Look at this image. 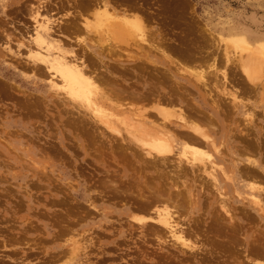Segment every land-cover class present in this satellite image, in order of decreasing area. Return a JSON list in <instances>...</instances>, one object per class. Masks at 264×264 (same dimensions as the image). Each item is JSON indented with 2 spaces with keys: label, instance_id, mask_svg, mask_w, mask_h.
I'll return each mask as SVG.
<instances>
[{
  "label": "rangeland",
  "instance_id": "rangeland-1",
  "mask_svg": "<svg viewBox=\"0 0 264 264\" xmlns=\"http://www.w3.org/2000/svg\"><path fill=\"white\" fill-rule=\"evenodd\" d=\"M37 6L44 17L55 19L49 21L46 40L67 58L84 62L86 76L106 93L118 91L116 87L144 92L150 73L158 69L166 76L164 90L185 92L188 104L191 101L199 108V93L184 76L193 82L186 71L207 69L213 60L218 72L225 71L228 77L226 87L237 88L243 107L235 112L226 103L222 106L227 110L223 126L231 133L233 148L229 139L214 137L220 159H214L211 170L220 190L190 171L181 177L185 186H192L191 198L184 199L175 219L194 250L174 242L165 228L151 222L138 224L131 216L138 213L132 210V200L113 190L125 187L128 176H141L142 182L154 173L147 155L131 141L120 120L134 117L135 124L141 120L154 126L161 119L153 113L138 117L130 104L122 105L123 99L108 96L98 107L115 121L122 132L119 138L103 126L86 101L62 92L46 64L31 56L36 49L32 39ZM138 6L143 22L139 29L131 23ZM236 37L251 46L264 43V0H0V264H264V53L257 58L254 88L238 68L247 54L232 43ZM152 43L186 70L185 75L168 58L153 52ZM184 46L193 50L198 61L180 56ZM213 82L208 87L216 97ZM205 98L209 105L211 100ZM149 102L132 106L141 104L150 111ZM119 104L126 108L120 109ZM256 128L261 132L256 133ZM247 131L256 133L251 132V138L260 136L258 153L244 154L260 161L261 168L251 165L258 181L239 175L248 166L246 160L238 162V171L234 165L245 158L236 154L241 151L239 135L244 138ZM177 144L175 149L180 150ZM125 146L129 147L122 161L115 156L124 153L120 149ZM253 186L260 190L254 192ZM251 194L260 206L252 202ZM219 196L227 202L231 220L221 211Z\"/></svg>",
  "mask_w": 264,
  "mask_h": 264
},
{
  "label": "bare ground",
  "instance_id": "bare-ground-1",
  "mask_svg": "<svg viewBox=\"0 0 264 264\" xmlns=\"http://www.w3.org/2000/svg\"><path fill=\"white\" fill-rule=\"evenodd\" d=\"M39 9L40 8H38V6H37V10L35 9L33 11V14H34L33 21L35 20L36 25L34 28L35 29V33H34L35 35L33 36L32 40L34 42V45L36 46V49L34 50V52L31 53V56L34 58L35 61H40V62H43L46 64V66L48 67V70L49 69L51 70L52 76H55L56 78H58L60 84L59 85L57 84L56 86H58V88L60 90H62V92H64L66 95H68L72 98H79V99H82L83 101H86V104L91 108L93 114L103 124V126L108 131L118 135L119 138H120V136H122V132L119 128H117L114 125L115 121L111 118H108L107 116H103L101 114L102 110L100 109V107H98L99 106L98 103H100V101L103 102L104 99H108L109 98L108 96H113L117 99L118 98L123 99L125 101V103H123L122 105H125V104L129 105L130 104L129 106H131V108H134L131 111H133V113H135V115H137L138 117H142L143 114H146V113H151L150 115H152V113H153L155 116H157L158 118L161 119V122H159L158 125H156V123H154L155 125L153 126V125H148L146 121L142 122L141 120H140V122H142L143 124L140 123L139 121H136L137 123L135 124L134 123V121H135L134 117L124 118L122 116L124 119H121L119 123L122 125L123 129L125 130L128 137L131 139V141L133 143H135L136 147L139 148V150H143L142 153L144 152L143 153L144 156L147 155V157H146L148 160L147 162H149L148 164H151L154 173H152L153 175L149 176L150 177L149 181L147 179H143L142 182L139 181L140 179H142L141 176H128L127 179H129L130 182L127 185L125 184L126 185L125 187L120 188L119 186H115V188L113 190H115V193H118L119 195H123L124 197L130 198L132 200V202L134 203L133 204L131 202L132 210L134 209L138 213H137V215H131V216H132L133 220L136 221L138 224L145 225L148 222H151V223H154V225H156V226L158 225V227L165 228L167 230V232L169 233L168 235H170V237L173 239L174 242H176L177 244H180L183 247L190 248V250L191 249L194 250V247L191 246L192 244L189 243L186 236L182 233L183 231L178 227L179 223L175 219V217H177L176 212L179 211V209H182L184 207L183 202L185 200H190V198H191L189 195V190L192 186L191 187L185 186L187 183L185 184V181H182L181 177H185V175L190 174V173H188L190 171L192 173V175H194V176L197 175L196 177H199L200 179H203L205 177V178L211 180L212 185H213L212 187H214L215 189H219L218 177H216L214 175V173L212 172L213 170H211L212 168L214 169V165H212V164H215L214 159H220V158H217V155H216V154H218V156H219V152H218V146L215 143L216 141H215L214 137L219 136L220 138L224 137L223 139H225V140L229 139L230 141H228V142L231 145V147L233 148V145H232L233 143L231 140V133L228 129L224 128L222 115L225 116V114H227V113H225L227 111L225 108L226 105L227 106L229 105L230 108L233 109L235 112L239 108L243 107L242 105H240L242 103L241 102L242 100L238 99L237 88L232 87V85L230 86V88H227L228 86L226 87L225 84L228 83V77H227L225 71L218 72L217 68L215 67L216 64L213 62L215 60H213L212 63H210V65L207 66V69H203L204 67L203 68L199 67V69L197 68L198 70H196V71H188V70L186 71L180 65H178V63L175 62V60L170 59V57H168L160 47H158L157 45L152 43V44H150V47H151V49H153V52H155V51L159 52L163 56L168 58L167 61L169 63L171 62L172 64H174L175 68H177V71L180 74H182V73L184 74V72L186 71V72H188L189 77L191 76L190 78H193V82H195V84H192L193 83L192 80L188 79L186 77V75L184 74L185 75L184 78L186 79V82L188 83V85H190L193 89L198 91L199 94L198 93L197 94L200 97L199 99L202 101V103H200L201 106L198 108L196 105H191L192 104L191 101L189 102V103H191L189 105L187 102V99L189 98V96H188V94L187 95L184 94L185 92H180V91H177L175 89L164 90L162 85L164 86L166 76L165 77H164V75L161 76L158 73L159 72L158 69H155L153 71L151 70L152 73H150L151 78L149 79L148 89L144 92L141 90H134V89H132V90L130 89L131 90L130 92L129 91L126 92V91L122 90L121 88L116 87L115 89H117L118 91L110 90L109 93L107 92L108 93L107 94L106 92H104L105 90L103 91L102 89H99L98 87H96L94 85L93 79L86 76L85 69H87V67L85 69L83 68L84 66H82V64L84 62L82 60L81 61L83 63L79 64L78 60L75 59L76 57L75 58L74 57L73 58H67V55L64 51H62L57 46H55L54 44H52L48 40H46L45 37H46V34L48 33L47 30L49 29V21L52 19L50 17H44V15L42 13H40ZM136 9H137L136 15H134V17L132 18L133 22H131V23H133L132 26L137 27V29H139V26H141L143 23L141 15H140L142 8H141V6H138V7H136ZM181 15H182V13H181ZM180 17L182 18V16H180ZM183 17H184V15H183ZM186 20H187V18H186ZM52 21H55V19ZM117 23H120V22H117ZM55 25H57V24H55ZM66 26H68V25L66 24ZM142 41H144V40H142ZM234 41L237 43V45L239 44L238 46H240L243 51H246V54H247L246 55L247 57L244 56V58L242 56H240V57H242L243 61L240 58L241 59L240 67L238 66V68H239V70H241V73H243L247 83L253 87L254 86L256 87L255 80H256V77H257L256 75L258 72L256 70V67H258L257 66V61H258L257 58L260 54L264 53V47H262V46H264V43H257L256 45L254 44V46H251L250 44L245 42L243 38H240V37L234 38ZM174 46H175V44L171 45V48H173ZM193 47H195V46H193ZM173 50H176V49H173ZM181 51H182V53L181 54L179 53V54L185 60L191 58L194 61H198V56L197 55L194 56L193 50L191 51L190 47L184 46L183 48L180 49V52ZM202 55H200V56H202ZM259 60H262V58L259 57ZM81 61H80V63H81ZM201 61H202V59H201ZM147 63L155 66L156 68L159 66V65L156 66L155 63H151V62H147ZM164 63H165V61H164ZM190 69H193V68H190ZM245 69H248V73H246ZM164 74L167 75L166 72H164ZM249 74H251L252 79H249ZM96 75H98V74H96ZM219 75L221 77H219ZM167 77H168V75H167ZM102 78H104V77H102ZM145 78L147 79V76H145ZM232 78H233V76H232ZM211 79H215V81H216V82H213V85H214L213 89H215V91H216V95H217L216 97L214 96L215 95L213 92L214 90L212 91V89L210 87H208V82L211 81ZM101 80H104V79H101ZM52 84H54V83H52ZM201 90H204V92L202 93ZM239 92H240V89H239ZM241 92L239 94H241ZM242 95H243V92H242ZM205 97H207L208 99L211 100V103L209 105L207 104ZM226 99H229V101L226 102L225 101ZM126 101H127V103H126ZM139 101H141V102L142 101H145V102L146 101L147 102L152 101V104L149 107L152 110V112L150 109H149L150 111H146L145 107L142 106L141 104H139L141 107L140 106L139 107L138 106H134V107L132 106V105L136 104V102H139ZM104 102H105V100H104ZM117 103H119V102H117ZM149 103L148 104L146 103V105H149ZM225 103H226V105H225ZM143 104H145V103H143ZM122 105L119 104V106H121L120 109L122 108L124 110L126 107L123 108ZM177 105H179V106H177ZM224 105H225V107L223 108L222 106H224ZM115 106H117V105H115ZM115 106L113 109L118 107V106L117 107H115ZM128 108L129 107H127V109ZM203 108L206 109V112L203 111ZM120 109H119V111H120ZM208 113H210V114H208ZM150 115L147 114L146 117L149 118ZM124 116H126V115H124ZM144 117H145V115L143 116V118ZM150 118L152 119L153 117L151 116ZM171 118H174L175 120H173ZM246 119H247L246 121H248V123H247L248 126H251L250 129L253 130L254 124L252 123L251 117L248 116V117H246ZM151 124H153V123H151ZM166 127H168V128L166 129ZM261 130H262V128H260L258 130L256 128L255 132L260 133ZM227 131H228V133H227ZM241 131H243V130L241 129ZM251 132L255 133L254 131H251ZM251 132H248V131L245 132L243 134L244 138H242L239 135L240 140H238L237 143L241 144V146H240L241 151H240V153L239 152L237 153V150L235 148L233 150V153L234 154L237 153L236 155L239 154L240 156H245V158H243L241 160L238 159V161L236 160L237 159L236 158L235 159L236 163L234 165H235V169L237 170L238 167H236V166L239 164L238 162L242 161V163H243L244 160H246V162H247L246 165H248V166H246L245 169H244V167H245L244 166L243 167L244 170L242 171V173L240 171L239 172L240 174L239 173L238 174L239 175L242 174L246 178L254 179V180L258 181L259 178L256 179L257 175L254 172V170L252 169V166H254L253 168H255V167L261 168L260 167V164H261L260 161L253 159L254 158L253 155L255 154V152L258 153V150L261 148V144L259 143L260 142V139H259L260 136L258 138H251L250 137ZM239 134H241V133H239ZM123 141H124V139H123ZM234 141L236 142V140H234ZM177 142H178V144H177ZM176 144L179 145L180 150L175 149ZM125 147L126 148L120 149L121 150L120 153H122L123 150L125 149L124 153H122L119 156L118 155L115 156V157H119L118 159H120V160L122 159V161L126 160L125 159L126 155H127L126 149H128L129 146L128 147L125 146ZM116 150H117V147H116ZM137 150L135 152L136 154L139 152V151L137 152ZM210 150L214 152V155H212L210 153ZM139 153H141V152H139ZM245 153L246 154H253L252 155L253 158L251 156L244 155ZM133 154H134V152H133ZM136 154H134V155H136ZM132 157H134V156H132ZM135 157L137 158V156H135ZM224 158L225 157H223V159ZM132 161H133V159H132ZM217 162L219 164V161H217ZM117 163H118V161H117ZM130 163H131V161H130ZM132 163H134V161ZM229 170H231V169H229ZM237 171H235V172L237 173ZM214 172H215V170H214ZM233 172H234V170H233ZM196 177H195V179H196ZM138 181L141 183H138ZM187 181H189V180H187ZM205 181H207V180H205ZM226 181H228V180H226ZM194 182H195V180H194ZM197 182H198V180H197ZM203 182H204V180H203ZM130 183H132V184H130ZM201 183H202V181H201ZM210 183L211 182H209V184ZM227 183L230 184L229 182H227ZM121 185H123V184H121ZM259 185H260V183H259ZM256 186H253L251 190H254V192L260 190V188L256 187ZM229 188H230V186H229ZM211 189H213V188H211ZM206 191H208V190H206ZM207 194H209V193H207ZM193 195H195V194H193ZM209 195H211V194H209ZM183 196H184V198H183ZM251 196H252V194H251ZM239 197H241V196H239ZM218 198L220 201H217V202L220 205L221 211H223L226 215H228V217H230V215H232V212H230L229 209L226 207L227 202L225 204L224 197L219 196ZM251 198H252L251 200L254 204H256L257 206H260L258 203V200H257L258 198L256 199L255 196H252ZM191 202L193 203V201H190V204H191ZM188 204H189V202H188ZM253 207H254V205H253ZM185 210L186 209H184V211ZM261 212H263V211H261ZM177 215H179V214L177 213ZM231 219L232 218L230 217V220ZM217 231L218 230H216V232ZM221 235H223V233L220 234V237H221ZM228 238H229V236H228ZM231 238L233 239V237H231ZM222 239H224V237ZM225 239H227V237ZM227 240H221L220 243H224V241L228 242ZM176 243H174L175 244L174 246H176ZM255 250H257V249H255Z\"/></svg>",
  "mask_w": 264,
  "mask_h": 264
},
{
  "label": "snow or ice",
  "instance_id": "snow-or-ice-1",
  "mask_svg": "<svg viewBox=\"0 0 264 264\" xmlns=\"http://www.w3.org/2000/svg\"><path fill=\"white\" fill-rule=\"evenodd\" d=\"M97 15H99V13ZM232 43H236V42L233 41ZM262 47H264V46H262ZM245 71H246V73H248V69H245ZM261 76H262V78H264V66H262V69H261ZM249 79H252L251 74H249Z\"/></svg>",
  "mask_w": 264,
  "mask_h": 264
}]
</instances>
